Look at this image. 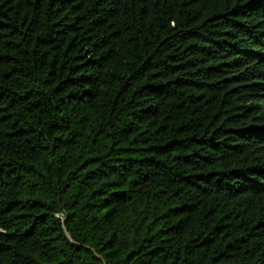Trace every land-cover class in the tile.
I'll use <instances>...</instances> for the list:
<instances>
[{
    "label": "trees",
    "instance_id": "trees-1",
    "mask_svg": "<svg viewBox=\"0 0 264 264\" xmlns=\"http://www.w3.org/2000/svg\"><path fill=\"white\" fill-rule=\"evenodd\" d=\"M0 264H264V0H0Z\"/></svg>",
    "mask_w": 264,
    "mask_h": 264
}]
</instances>
